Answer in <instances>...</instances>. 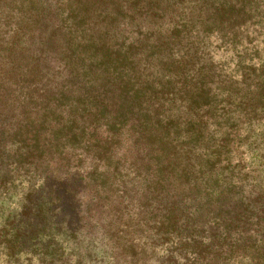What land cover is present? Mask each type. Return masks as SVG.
<instances>
[{
  "label": "trees",
  "instance_id": "obj_1",
  "mask_svg": "<svg viewBox=\"0 0 264 264\" xmlns=\"http://www.w3.org/2000/svg\"><path fill=\"white\" fill-rule=\"evenodd\" d=\"M24 182L0 263L102 232L124 264H264V0H0V200Z\"/></svg>",
  "mask_w": 264,
  "mask_h": 264
},
{
  "label": "rangeland",
  "instance_id": "obj_2",
  "mask_svg": "<svg viewBox=\"0 0 264 264\" xmlns=\"http://www.w3.org/2000/svg\"><path fill=\"white\" fill-rule=\"evenodd\" d=\"M23 185H26V182L22 183V185L20 187H18V186L15 187L16 191H19L18 192L19 194H16L15 193L14 196L11 198L10 201L11 202H14V203H9L10 201H7L6 202V200H5V203H3L0 200V206H3L4 205L3 208L5 210H7L5 213H8L11 210L12 211H15V209H18L22 205V203H17V200H18V197L21 194V192L25 190L24 188H22ZM15 189H14V191H15ZM0 210H2V209H0ZM106 212H107V210L105 211V219H106ZM16 213L18 214L19 212H16ZM107 223H108V220L107 221L105 220V224L106 225H107ZM0 224L2 225V220L0 221ZM95 230H98V229H95ZM104 230H105V228H104ZM101 233L102 232H99L98 233L99 237H96L95 238V241L94 242H97V243H95L93 245L94 247L92 248V250H90V251H88V250L87 251L81 250V252H78L77 253V254H80L81 256L85 257V260L83 262H81V264H113L114 261H116L118 264H124V258H126V256H119L118 255L119 254V251H116L114 254H111V255L105 253V242H107V241L109 242V240H108L109 237H105V235L101 237V235H100ZM110 233H111V231H110ZM100 238H102V240H100ZM66 243H69L67 245L68 246L67 247L68 248L67 251H70L76 245V242H72L71 240L70 241L68 240V242H66ZM0 251H3V248L2 247H0ZM2 253L3 254L0 253V257L1 256L2 257L5 256L4 251ZM72 254H73L72 261H75L76 256H78V255L75 254V253H72ZM19 255H23V252H22V254H19ZM115 258H116V260H115ZM27 263H28V261L25 260L24 257H21L20 263L18 262V263H13V264H27ZM30 263L31 264H43V263L39 262L36 257H34L33 260ZM0 264H6V263H3L2 262ZM67 264H69V263H67Z\"/></svg>",
  "mask_w": 264,
  "mask_h": 264
}]
</instances>
